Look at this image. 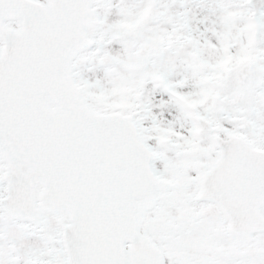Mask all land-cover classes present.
Returning <instances> with one entry per match:
<instances>
[{"label":"snow or ice","instance_id":"1","mask_svg":"<svg viewBox=\"0 0 264 264\" xmlns=\"http://www.w3.org/2000/svg\"><path fill=\"white\" fill-rule=\"evenodd\" d=\"M0 264H264V0H0Z\"/></svg>","mask_w":264,"mask_h":264}]
</instances>
